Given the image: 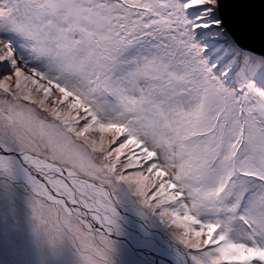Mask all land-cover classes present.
<instances>
[{"label": "snow or ice", "instance_id": "1", "mask_svg": "<svg viewBox=\"0 0 264 264\" xmlns=\"http://www.w3.org/2000/svg\"><path fill=\"white\" fill-rule=\"evenodd\" d=\"M256 3L0 0V219L53 264H111L135 204L178 264H264Z\"/></svg>", "mask_w": 264, "mask_h": 264}, {"label": "rangeland", "instance_id": "2", "mask_svg": "<svg viewBox=\"0 0 264 264\" xmlns=\"http://www.w3.org/2000/svg\"><path fill=\"white\" fill-rule=\"evenodd\" d=\"M121 159L123 160L124 157L122 156ZM124 207L126 210L130 211L132 214L135 213L137 216L136 220L133 218H127L126 225L128 226L130 224L135 228H139L141 235H149L152 238V242L149 240V242H151L149 243L150 250L158 255L174 253L173 248H175V242L173 241L169 230L162 222L155 217L142 214L140 206L138 205L125 204ZM141 218L151 224L153 227L148 225V223H145L146 226H148L147 228H153V230L145 232L143 229L144 224L137 221L141 220ZM137 234L139 233H136V235ZM160 237L164 239L163 243L157 242ZM127 251L129 250L125 247L119 246V244L115 242L114 251L110 254L111 260L114 264H130L129 255H124ZM129 252L130 256L133 257V259H136L132 264H145V262L138 258L133 251ZM163 263L164 261L162 264ZM0 264H53V261L46 252L35 246L29 237L24 218L17 215L6 216L3 219H0Z\"/></svg>", "mask_w": 264, "mask_h": 264}, {"label": "water", "instance_id": "3", "mask_svg": "<svg viewBox=\"0 0 264 264\" xmlns=\"http://www.w3.org/2000/svg\"><path fill=\"white\" fill-rule=\"evenodd\" d=\"M254 7H255L257 14H259V12L262 9H264V5L259 4V0H257V3L255 4ZM127 218H133L134 220H136L137 216L135 213L132 214L130 211L125 210L123 206V208L121 209L120 219L118 220V223H119L118 230H125L127 231V233L121 234L118 231L116 234L112 236V239L115 242H117V244L121 245L122 247H125L129 251H133L137 255V257L143 260L146 264H162L161 262L163 261L161 260V256L154 253L152 250L149 249L150 248L149 238H147L144 235H141L136 229H134L135 227H133L132 225L129 224L127 226L126 225ZM141 220H137V221L144 224V228H143L144 230H153V228L152 229L147 228L148 226H146L145 223H148V222H146L142 218ZM148 225L152 226L149 223ZM128 233H130L129 237H128ZM136 233H139V234L136 235ZM157 242L159 241L157 240ZM163 264H167V263L164 262Z\"/></svg>", "mask_w": 264, "mask_h": 264}, {"label": "bare ground", "instance_id": "4", "mask_svg": "<svg viewBox=\"0 0 264 264\" xmlns=\"http://www.w3.org/2000/svg\"><path fill=\"white\" fill-rule=\"evenodd\" d=\"M125 208V207H124ZM125 210H126V208H125ZM134 229H136L139 233H141V231H140V229H137V228H134ZM119 231V233H121V234H126L127 233V231H125V230H118ZM145 232H148V230H145ZM129 234L130 233H128V237H129ZM147 238H149V240L151 241L152 240V238L149 236V235H145ZM158 241L159 242H162L163 243V241H164V239L162 238V237H160L159 239H158ZM152 242V241H151ZM151 242H149V243H151ZM119 246H121V245H119ZM148 246V245H147ZM122 247V246H121ZM149 248V247H148ZM150 249V248H149ZM173 251H174V253L172 254V253H166V254H164V255H160L161 256V260L162 261H164L165 263H167V264H178V260H177V257H176V254H175V248H173ZM124 255L126 256V255H129V257H130V264H132L133 263V261H136V259H133V257H131L130 256V252L129 251H127V252H125L124 253ZM122 257V256H121ZM162 263V262H161ZM111 264H114V262L111 260Z\"/></svg>", "mask_w": 264, "mask_h": 264}, {"label": "trees", "instance_id": "5", "mask_svg": "<svg viewBox=\"0 0 264 264\" xmlns=\"http://www.w3.org/2000/svg\"><path fill=\"white\" fill-rule=\"evenodd\" d=\"M132 208V207H131ZM146 264V263H145Z\"/></svg>", "mask_w": 264, "mask_h": 264}]
</instances>
